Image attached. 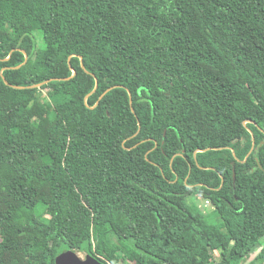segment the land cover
Returning <instances> with one entry per match:
<instances>
[{
	"label": "trees",
	"instance_id": "1",
	"mask_svg": "<svg viewBox=\"0 0 264 264\" xmlns=\"http://www.w3.org/2000/svg\"><path fill=\"white\" fill-rule=\"evenodd\" d=\"M262 240L264 0H0V264H261Z\"/></svg>",
	"mask_w": 264,
	"mask_h": 264
},
{
	"label": "rangeland",
	"instance_id": "2",
	"mask_svg": "<svg viewBox=\"0 0 264 264\" xmlns=\"http://www.w3.org/2000/svg\"><path fill=\"white\" fill-rule=\"evenodd\" d=\"M34 37L36 40L37 47L38 48L43 47V41H42V36L40 32L36 31L34 33ZM186 203L194 212L203 214L206 217V219L213 225L220 226L222 224V220L219 218L218 214L215 212L213 207L210 204H208L206 200L201 199L197 197L196 195L192 194V195L187 196ZM263 241L264 240H262V242ZM258 251L259 249H257L255 252L250 254L245 264H248L250 261H252L255 258V255L258 253ZM66 252L78 254V256L81 259L84 258V256L81 254L82 251L68 250V251H64L63 253H66Z\"/></svg>",
	"mask_w": 264,
	"mask_h": 264
},
{
	"label": "water",
	"instance_id": "3",
	"mask_svg": "<svg viewBox=\"0 0 264 264\" xmlns=\"http://www.w3.org/2000/svg\"><path fill=\"white\" fill-rule=\"evenodd\" d=\"M21 51V50H20ZM22 52V51H21ZM24 53V52H23ZM24 55H25V61H24V64H25V62H26V60H27V55L24 53ZM9 57L10 56H8L6 59H5V61L6 60H8L9 59ZM69 60H70V58L68 59V64H69ZM80 60H81V67L84 69V66H83V63H82V58L80 57ZM21 66H17L16 67V69H18V68H20ZM71 70H72V75H71V77L70 78H72L75 74H76V72L71 68ZM2 72V71H1ZM70 78H66V79H58V80H63V81H65V80H69ZM2 80H3V82H4V84L6 85V86H9V87H12V88H14V89H17V90H21V89H25V88H28V89H35V88H40V87H42L44 84H46L48 81H45V82H43V83H41V84H37V85H32V86H28V87H19V86H12V85H10L7 81H6V79L2 76ZM96 81V83H97V80H95ZM95 89H96V87L94 88V90L91 92V93H93L94 91H95ZM111 89H113V88H109L108 90H106L100 97H99V100L108 92V91H110ZM91 93H89L88 95H86L85 96V98H84V100L86 101L87 100V98L91 95ZM129 103H130V106H131V96H130V94H129ZM94 107H91V109H93ZM133 111V110H132ZM259 252V251H258ZM83 256H84V258L83 259H81L79 256H78V254H73V253H70V252H66V253H61L58 257H57V259H56V264H102V263H100L98 260H96L94 257H92V256H90V255H88V254H86V253H84V252H82L81 253ZM257 255V254H256ZM255 255V256H256ZM261 264H264V262H262Z\"/></svg>",
	"mask_w": 264,
	"mask_h": 264
}]
</instances>
